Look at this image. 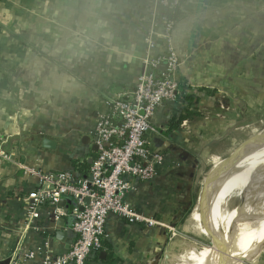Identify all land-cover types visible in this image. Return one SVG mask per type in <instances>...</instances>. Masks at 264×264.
I'll return each mask as SVG.
<instances>
[{"label":"crops","instance_id":"obj_1","mask_svg":"<svg viewBox=\"0 0 264 264\" xmlns=\"http://www.w3.org/2000/svg\"><path fill=\"white\" fill-rule=\"evenodd\" d=\"M177 1L172 47L181 63L175 76L181 91L159 108L147 136L164 163L127 201L179 229V218L198 204L195 189L206 163L222 154L217 150L228 134L247 129L253 111L264 109V77L246 74V65L239 74L264 0ZM161 4L0 0V264L37 249L44 237L56 253L68 250L69 217L45 222L42 235L28 226L23 207L44 173L90 164L98 121L115 100L132 96L148 57L166 51L163 18L174 8ZM197 90L212 96L199 98ZM76 205L68 199L63 206L70 213ZM166 225L146 228L111 216L103 250L88 264H163L176 237ZM59 233L66 234L64 242ZM255 264H264V256Z\"/></svg>","mask_w":264,"mask_h":264},{"label":"built area","instance_id":"obj_2","mask_svg":"<svg viewBox=\"0 0 264 264\" xmlns=\"http://www.w3.org/2000/svg\"><path fill=\"white\" fill-rule=\"evenodd\" d=\"M161 3L165 10L179 5L177 0ZM163 23L166 51L161 58L148 57L132 96L115 100L98 121L91 140L97 152L89 167L77 165L68 172L44 173L27 197L26 221L38 234L45 235V222L57 225L64 218L71 219L73 237L68 250L56 253L50 239L44 237L37 249L13 255L10 264H88L103 250L111 216L129 225L162 227L127 200L139 184L152 183L164 163V157L152 151L147 136L159 108L166 101H175L181 91L175 79L181 63L172 47L175 22L165 16ZM154 45L150 41L149 49ZM163 63L167 64L165 72L160 69ZM68 199L77 204L70 213L62 205Z\"/></svg>","mask_w":264,"mask_h":264},{"label":"bare ground","instance_id":"obj_3","mask_svg":"<svg viewBox=\"0 0 264 264\" xmlns=\"http://www.w3.org/2000/svg\"><path fill=\"white\" fill-rule=\"evenodd\" d=\"M249 153L217 165L208 176L207 188L221 203L216 205L213 198L208 203L214 241L184 264H241L260 258L264 250V139ZM238 198L241 201L235 206ZM237 213L243 216L235 220ZM228 222L232 226L227 229ZM228 244L230 257L226 256Z\"/></svg>","mask_w":264,"mask_h":264},{"label":"rangeland","instance_id":"obj_4","mask_svg":"<svg viewBox=\"0 0 264 264\" xmlns=\"http://www.w3.org/2000/svg\"><path fill=\"white\" fill-rule=\"evenodd\" d=\"M257 21H259V23H257V25L255 24L256 26L252 31L253 35L248 38V40L251 41H249L250 43H248L246 48L248 50L247 60H244V62L242 61L243 63L239 67V74L246 70V65L248 66V71H246V74H248L249 72L251 74L253 72L256 77L260 78L264 77V17L258 18ZM255 89H253V91H255ZM209 91L211 93L213 92L212 89ZM210 92L203 93V91L200 90L199 92L197 90L195 95L197 94V96L199 95V98L202 97L204 99L205 95L209 97L212 96ZM248 121H250V126L247 129L243 127V129H240L237 132L228 134L226 137L231 136V139L225 138V140L221 142L220 147L217 150V153L222 154L215 155L212 161L210 160L209 163H206L202 171L203 176L200 178L199 183L197 184V188L195 189L197 201L196 203H198V206H195V204L190 206L189 211L186 212L187 214H184L183 219L181 220L179 218V221L176 222V225L179 226V229L173 225H171L170 227L168 226L169 224H164V226L162 225V227H165V225L168 226L169 228L167 230L173 229L172 234H175L176 236L173 242L174 248H172L168 252L167 256L163 258V264H184L188 259L199 254L203 249L211 247L213 242V230L208 219V203L209 199L212 198L215 200L214 202L216 203V205H221V203L220 200L216 201V196L211 193L210 188L209 190L207 188L208 176L213 171V169L217 167V165L224 164L226 161L230 160L233 157L246 155L251 150L253 151L258 143L264 139V109H255L253 111V117ZM240 127L241 126H239V128ZM235 170L236 169L231 168L230 171L234 173L236 172ZM210 193L213 196H211ZM240 201L241 200L239 198L235 199L234 205L237 206ZM261 208L262 215H264V205H261ZM24 211L25 218H27V210L23 207V213ZM242 216L238 213L236 214V216L233 215L235 220ZM174 222L175 221H173V223ZM229 223L230 222L225 224L229 225L227 229L232 226V224ZM230 248L231 244H228L226 248L227 253ZM263 256L264 254L256 262H246L241 264L258 263L260 260H262Z\"/></svg>","mask_w":264,"mask_h":264},{"label":"trees","instance_id":"obj_5","mask_svg":"<svg viewBox=\"0 0 264 264\" xmlns=\"http://www.w3.org/2000/svg\"><path fill=\"white\" fill-rule=\"evenodd\" d=\"M180 10L179 8H174L171 9L169 11L166 12L165 16L169 19V20H173V21H177L180 18ZM81 166L82 168H88L89 167V163H83V164H76L75 166Z\"/></svg>","mask_w":264,"mask_h":264},{"label":"water","instance_id":"obj_6","mask_svg":"<svg viewBox=\"0 0 264 264\" xmlns=\"http://www.w3.org/2000/svg\"><path fill=\"white\" fill-rule=\"evenodd\" d=\"M165 66H167V64H165ZM94 150L97 152V148L95 147L94 148ZM91 163V162H90ZM65 204V201L62 203V205H64ZM58 238H59V240L60 241H62V242H64L65 241V238H66V234H64V233H59L58 234ZM214 241V240H213ZM230 253H228L226 256H229L230 257ZM246 262H248V261H243L242 263H246Z\"/></svg>","mask_w":264,"mask_h":264}]
</instances>
